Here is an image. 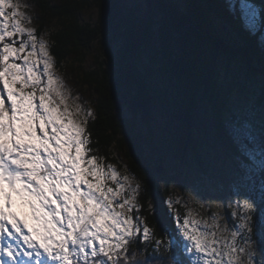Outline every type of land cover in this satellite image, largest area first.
I'll return each instance as SVG.
<instances>
[{
	"label": "snow or ice",
	"instance_id": "6c2138e0",
	"mask_svg": "<svg viewBox=\"0 0 264 264\" xmlns=\"http://www.w3.org/2000/svg\"><path fill=\"white\" fill-rule=\"evenodd\" d=\"M29 7L0 0V264H129L137 234L151 238L149 227L140 228V184L92 154L93 113L55 71ZM196 7L206 18V6ZM239 12L241 20L255 16L243 0ZM205 28L215 31L209 22ZM242 207L243 215L233 213L242 231L231 230L230 240L177 217L184 251L198 264H254L252 205L245 200ZM211 227L219 225L203 224Z\"/></svg>",
	"mask_w": 264,
	"mask_h": 264
},
{
	"label": "trees",
	"instance_id": "16d2710c",
	"mask_svg": "<svg viewBox=\"0 0 264 264\" xmlns=\"http://www.w3.org/2000/svg\"><path fill=\"white\" fill-rule=\"evenodd\" d=\"M180 1L183 11L172 0H144L146 17L137 18L134 11L123 9L121 0H32L35 22L49 42L55 69L70 73L75 84L92 96L93 116L87 124L92 154L104 157L105 164L124 163L140 184L138 216L140 224L149 227L151 238L145 242L137 234L129 248V264L145 259L149 264H191L176 229L177 216L143 150L141 122L149 127L154 97L140 67L142 55L154 50L160 60L156 70L176 86L174 146L182 161L188 154L199 158V141L193 131L200 96L212 109L218 139L227 149H237L221 121L227 97L210 52L231 58L239 55L249 69L256 63L264 69V0H243L256 10L259 26L253 28L240 19V0ZM197 5L206 6V18ZM206 22L216 25L214 32L205 28ZM210 38L227 51L214 47ZM259 175L264 184L262 168Z\"/></svg>",
	"mask_w": 264,
	"mask_h": 264
},
{
	"label": "rangeland",
	"instance_id": "374dc122",
	"mask_svg": "<svg viewBox=\"0 0 264 264\" xmlns=\"http://www.w3.org/2000/svg\"><path fill=\"white\" fill-rule=\"evenodd\" d=\"M121 1L124 10L134 11L137 18L146 17L144 0ZM172 1L183 11L184 6L180 0ZM21 2L31 6L27 11L33 17L32 26L36 28L37 35L44 36L38 31L34 19L37 11L32 0ZM256 16L255 10L254 17L245 16L243 20L249 23L251 28L258 27ZM226 30L227 27L224 25L223 33ZM111 45L115 47L116 44ZM240 51L241 48L238 53ZM154 54L155 51L150 48L139 61L154 97V102L150 106L149 127L141 122V131L144 137V153L150 162L151 170L166 193L168 203L171 201L170 208L175 217L180 218V223L185 217L199 220L202 230L215 231L217 239L224 237L230 240L231 230L242 231L238 228L241 222L238 215L244 214L242 205L247 200L252 205L249 214L252 215L251 223L255 226L252 234V245L256 253L253 257L254 264H264V236L261 235L264 232V184L259 175V169L262 168L264 172V69L258 63L254 64L253 69H249L248 63L239 55L231 58L214 51L210 52L227 97L221 121L237 149L235 152L227 149L218 139L214 131L212 109L200 96L197 100L193 131L199 141V158L188 154L182 161L178 158L174 146L178 126L177 89L170 78L156 70L160 60ZM55 71L63 77L73 97L79 96L81 98L79 102L83 107L92 111L90 92L75 84L70 73L59 72L56 69ZM122 108L123 114L127 115L126 106ZM113 166L121 176L128 174L133 177L124 163L122 166L117 164ZM157 168H160L159 172L156 171ZM13 211L21 215L19 208H14ZM134 212L133 216L136 217ZM214 221L219 228H203L204 223L213 225ZM143 227L140 224V228ZM238 241L243 243L239 237ZM222 243L221 241L217 246L222 247ZM185 244L184 241V247ZM187 255L191 264H198L188 253Z\"/></svg>",
	"mask_w": 264,
	"mask_h": 264
},
{
	"label": "water",
	"instance_id": "95a60500",
	"mask_svg": "<svg viewBox=\"0 0 264 264\" xmlns=\"http://www.w3.org/2000/svg\"><path fill=\"white\" fill-rule=\"evenodd\" d=\"M174 35H177V33H176V34L174 33ZM203 37H204V36H203ZM209 41L211 42V44H212L214 47L220 48V49H222L223 51H227V48H226L225 45L220 44V43H218L217 41H214L212 38H210ZM156 171L159 172V171H160V168H157Z\"/></svg>",
	"mask_w": 264,
	"mask_h": 264
}]
</instances>
